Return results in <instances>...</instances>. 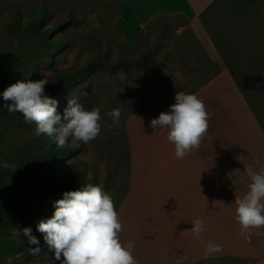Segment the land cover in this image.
I'll list each match as a JSON object with an SVG mask.
<instances>
[{
  "label": "crops",
  "instance_id": "crops-1",
  "mask_svg": "<svg viewBox=\"0 0 264 264\" xmlns=\"http://www.w3.org/2000/svg\"><path fill=\"white\" fill-rule=\"evenodd\" d=\"M102 1L117 9V15L112 10L110 33L126 46L135 45L158 17L184 15L189 24L181 28L193 31L220 67L194 92L209 113V130L184 159L175 157L166 129L150 127L170 107L127 117L129 180L117 208L121 239L135 242L138 264H209L222 258L264 264V227L241 234L235 204L250 183L245 165L264 169V128L202 21L215 0ZM196 219L205 221L199 238L191 231ZM210 241L221 244L222 251L205 261Z\"/></svg>",
  "mask_w": 264,
  "mask_h": 264
},
{
  "label": "rangeland",
  "instance_id": "rangeland-1",
  "mask_svg": "<svg viewBox=\"0 0 264 264\" xmlns=\"http://www.w3.org/2000/svg\"><path fill=\"white\" fill-rule=\"evenodd\" d=\"M18 2L9 3L13 8ZM22 11H29L32 4L22 2ZM48 5L55 12L52 19L41 25V31L54 28L55 23L67 20L70 25L63 30L46 38L39 27L33 24L32 16L22 15L18 23L11 15L5 13V6L0 5V71H9L10 84L17 80L29 78L32 80L50 79L58 70L76 69L86 65L89 61L104 58L113 60L118 57H139L149 53L157 60H165L170 68L157 71L153 67L145 70L134 69L131 79L127 72L118 70H99L90 77L70 86L58 98V111H63L68 98L79 96L86 108L100 107L102 112L100 134L87 144L72 142L71 139L64 146H58L55 137L46 134L35 135V123H25L21 113H10L0 98V165L16 162L29 165L24 176V185L20 188V202L29 211L36 208L54 213L53 201L45 195L46 181L49 178L60 179L67 175V170L75 178L81 174L86 180L98 181L104 184V191L114 200L116 209L119 207L129 180L128 167L129 147L125 131V122L129 115L137 110H152L164 106L172 101L175 95L162 99H140L137 92L144 89L152 91L158 87H169L176 91L191 90L194 83H184L177 86L176 81H186L196 75L195 71L186 67L175 57L168 60L170 53L182 51V56L194 64L200 59V52L192 32L184 28H174L171 20L169 32L159 38L157 31L159 21L152 25V35L148 40L144 38L133 46H126L111 35L112 10L101 0H48ZM65 38L70 42L66 47L54 48L52 44L58 39ZM198 75H203L198 73ZM202 77L196 76L200 82ZM141 87V88H140ZM87 91L88 96L81 95ZM119 107L121 116L118 123H114L108 112ZM71 147L81 149L76 155L65 156L54 163L51 170L46 168L45 160L51 150ZM61 151V150H60ZM4 169L0 167V170ZM31 227L33 233L36 225L18 221L12 215L0 211V264H40L43 262L38 255L27 254L10 248L25 244L23 229ZM52 260L57 264L52 252ZM209 264H247L245 260L222 258Z\"/></svg>",
  "mask_w": 264,
  "mask_h": 264
},
{
  "label": "clouds",
  "instance_id": "clouds-1",
  "mask_svg": "<svg viewBox=\"0 0 264 264\" xmlns=\"http://www.w3.org/2000/svg\"><path fill=\"white\" fill-rule=\"evenodd\" d=\"M48 82L45 78H23L0 92V98L10 113H21L25 123L36 124V136L55 137L58 146H64L70 139L85 144L94 140L101 131V108H86L79 96L71 95L63 111H58L59 101L45 92ZM81 95L87 97L88 92ZM108 115L118 123L121 110L114 108ZM150 127L156 131L167 130L168 142L175 146L174 155L182 160L200 146L207 134L209 113L196 93L177 91L175 103L153 118ZM0 167L9 168L10 165L5 162ZM244 172L250 180L248 190L235 200L241 234L250 228L264 227V169L245 165ZM53 206L54 213L41 219L36 228L60 264H138L133 254L135 242L121 239L122 222L118 210L113 197L102 185L88 183L65 191L63 198L54 201ZM192 223L191 231L199 238L205 221L196 219ZM23 235L31 253L38 255L42 251L41 241L33 235L32 228H24ZM221 251V244L210 241L203 259L207 261L212 254Z\"/></svg>",
  "mask_w": 264,
  "mask_h": 264
},
{
  "label": "trees",
  "instance_id": "trees-1",
  "mask_svg": "<svg viewBox=\"0 0 264 264\" xmlns=\"http://www.w3.org/2000/svg\"><path fill=\"white\" fill-rule=\"evenodd\" d=\"M102 1V0H101ZM18 2L14 8L9 6V3ZM22 2L32 4L33 8L28 12L22 11ZM107 5L106 2L103 1ZM0 5L5 6V13L11 15L13 21L18 23V20L22 15H30L33 19L35 27H39L41 31V25L46 23L49 19H52L55 12L51 10L48 5V0H0ZM108 6V5H107ZM114 11V15H117V9L114 6H108ZM3 16H0V20ZM202 21L207 28L210 36L216 44L224 62L231 71L247 101L249 102L253 112L258 118L259 122L264 128V0H215L201 15ZM174 22V28L178 29L185 27L189 24V20L182 14L175 15H163L158 17L153 23H151L146 31H143L138 38V41L147 38H151L153 33L152 25L159 21V29L157 35L159 38H163L170 28L169 21ZM70 21L67 20L61 23H55L54 28L43 29L41 32L46 38L50 37L58 30H63L70 25ZM186 32H192L189 28H186ZM196 44L198 45V51L200 52V59L194 64H190L185 57L182 56V51H176V55L172 53L168 55V60L178 59L187 70H194L196 75L186 81L177 80V86H182L189 82L194 83L193 88L189 91L183 90L185 93H194L200 89L203 85L214 78L219 72V64L212 60L207 51L195 36ZM137 41V42H138ZM69 40L65 38L58 39L56 43L52 44L54 48H63L69 44ZM71 43V42H70ZM129 47V46H128ZM153 67L157 71H163L170 68L169 64L165 60H157L151 57L149 53L139 57H118L113 60H105L104 58H98L89 61L86 65H83L76 69H63L58 70L50 76L48 84L45 86V92L47 95L56 99L60 98L66 89L70 86L90 77L99 70L105 69L112 72L123 70L127 72L131 79H134L132 72L134 69L145 70ZM203 74L198 75V73ZM196 76L202 77L201 81H195ZM9 71H0V92L8 87ZM169 87H158L157 90L152 91L144 89V86L139 89L137 96L140 99H164L177 93L172 89V83H168ZM175 103V98L166 103L164 106L152 109L162 110L170 107ZM152 110H137L135 112L152 111ZM83 148L74 149L71 147L60 148L51 150L46 156V162L44 163L46 168L44 171L51 170L54 163L59 162L65 156L76 155ZM61 150V151H60ZM29 165L16 162L10 165L9 168L0 170V211L8 213L15 217L18 221H25L27 224L36 225L41 219L50 217L52 212L40 210L38 208L29 211L20 202V188L24 185V176L29 170ZM82 174L75 178L67 170V175H63L60 179L49 178L46 181L45 195L50 197L54 202L63 198V193L69 190H76L81 185L88 183L94 185L104 184L93 180H86ZM126 191L128 188V182L126 185ZM125 191V194H126ZM124 194V195H125ZM41 241L42 251L38 254L39 258L43 260L40 264H57L52 260V251H49L46 244L43 241V235L41 233H33ZM22 246H16L10 248L20 252H26L32 254L27 243V239ZM35 247V246H33ZM0 254H2V248H0Z\"/></svg>",
  "mask_w": 264,
  "mask_h": 264
}]
</instances>
